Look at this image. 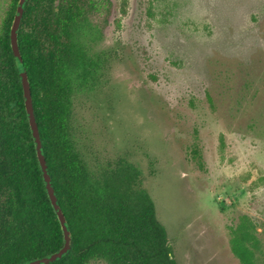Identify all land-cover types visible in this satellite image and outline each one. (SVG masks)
I'll return each instance as SVG.
<instances>
[{"label": "rangeland", "instance_id": "rangeland-1", "mask_svg": "<svg viewBox=\"0 0 264 264\" xmlns=\"http://www.w3.org/2000/svg\"><path fill=\"white\" fill-rule=\"evenodd\" d=\"M95 1L99 32L78 41L101 68L73 90L76 149L95 173L141 171L178 264H241L244 216L264 264V0ZM13 5L0 0V36Z\"/></svg>", "mask_w": 264, "mask_h": 264}, {"label": "trees", "instance_id": "trees-1", "mask_svg": "<svg viewBox=\"0 0 264 264\" xmlns=\"http://www.w3.org/2000/svg\"><path fill=\"white\" fill-rule=\"evenodd\" d=\"M18 2L0 36V264L50 256L65 243L46 191L10 41ZM97 2L28 0L18 36L43 151L72 236L69 254L52 264H178L155 203L142 187L141 171L124 160L95 173L71 138L73 90L92 91L101 68L99 56L78 41L84 28L99 32ZM192 153L203 168L199 150ZM230 246L241 264H263L249 217L231 229Z\"/></svg>", "mask_w": 264, "mask_h": 264}, {"label": "water", "instance_id": "water-1", "mask_svg": "<svg viewBox=\"0 0 264 264\" xmlns=\"http://www.w3.org/2000/svg\"><path fill=\"white\" fill-rule=\"evenodd\" d=\"M28 0H19L16 8L15 17L12 23L11 32H10V41L11 46L15 50V53L18 58V62L20 65V75H21V83L23 86V93L25 98V107L28 115V119L32 124V136L35 141V145L37 147V155L40 162V168L42 171L43 179L46 186V191L49 197V200L53 206V209L57 213L58 219L60 221L62 230L64 232V246L57 252L51 254L50 256L42 257L36 260H32L27 263L23 264H52L61 259H63L72 249V236L70 229L68 227V222L64 212L58 201V196L53 186L52 178L49 172L48 164L46 161V157L43 151V141L40 135V131L38 128V124L36 121V117L34 115V107H33V99H32V92H31V85L29 76L27 74L24 61L22 55L20 53V46H19V31L23 20L24 11L26 8Z\"/></svg>", "mask_w": 264, "mask_h": 264}]
</instances>
